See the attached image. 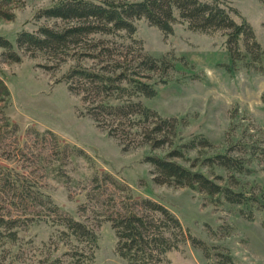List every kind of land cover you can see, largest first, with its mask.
<instances>
[{
	"label": "rangeland",
	"instance_id": "1",
	"mask_svg": "<svg viewBox=\"0 0 264 264\" xmlns=\"http://www.w3.org/2000/svg\"><path fill=\"white\" fill-rule=\"evenodd\" d=\"M232 1L251 22L264 48V0ZM51 2L0 0V36L9 38L22 56L19 63L5 60L0 47V165L28 177L63 210L96 227L100 248L90 264H128L115 253V233L105 220L109 206L90 181L95 169L112 172L137 196L163 202L195 235L233 254L237 264H264V71L260 63L247 66L243 60L230 73L223 66L229 58L219 33L193 31L177 23L174 33L165 36L145 19L136 22V37L143 41L145 52L166 57L173 64L168 82H158L157 95L142 97V101L163 116L184 118L179 128L184 139L203 135L211 141V147L190 156L200 154L204 159L228 153L243 159L249 169L245 173L222 167L201 169L219 184L253 198L245 204H232L187 186L157 184L145 158L151 153L164 155L165 149L152 151L145 146L124 151L117 139L87 115L81 97L61 80L73 62L47 70L43 65L48 61L42 54L33 57L17 46L20 30L54 23L53 19L36 18ZM159 77L158 73L155 79ZM5 117L18 126L17 131L7 125ZM34 129L54 131L64 142L81 147L92 161L70 156L64 168L70 178L51 174L48 169L57 152L49 140L37 138ZM9 199L4 196L1 209L11 208ZM19 204L24 207L25 200L14 204L13 213L22 211ZM21 237L15 264H41L40 260L61 255L68 247L59 243L55 228L40 219L23 230ZM63 257L68 264L67 256ZM206 263L203 250L188 243L183 250L172 252L167 264Z\"/></svg>",
	"mask_w": 264,
	"mask_h": 264
},
{
	"label": "trees",
	"instance_id": "2",
	"mask_svg": "<svg viewBox=\"0 0 264 264\" xmlns=\"http://www.w3.org/2000/svg\"><path fill=\"white\" fill-rule=\"evenodd\" d=\"M36 18L53 19L54 23L20 30L17 46L33 57L42 54L48 61L43 65L47 70H59L73 62L61 80L81 97L87 115L117 139L124 151L145 146L152 151L165 149L164 155L151 153L145 158L153 167L155 183L187 186L232 204H245L253 198L219 184L201 169L222 167L245 173L249 169L243 159L228 153L204 159L200 154L190 156L193 151L200 153L202 148L211 147V141L203 135L184 139L179 130L184 118L163 116L142 101V97L157 95L158 82H168L173 64L166 57L145 52L143 41L136 37V22L141 19L158 27L165 36L174 33L177 23L193 31L219 33L229 58L223 64L228 72L234 73L243 60L247 66L260 63L264 71V48L253 25L232 0H52L36 13ZM0 47L5 60L22 61L9 38L0 36ZM87 60L91 65L86 64ZM5 120L18 130L7 117ZM32 133L44 142L49 140L57 152V159L48 169L51 174L70 178L64 172L70 156L92 161L81 147L64 142L52 130L34 129ZM90 181L109 206L105 220L115 233V253L128 264H167L169 255L183 250L188 243L203 250L206 264H237L227 249L195 235L163 202L135 195L130 185L112 172L95 169ZM6 195L11 208L0 207V264H15L21 232L38 219L54 227L59 243L68 246L61 255L40 260L41 264H65L63 256H67L68 264L95 261L100 248L96 227L63 210L28 177L0 165V206L6 202ZM23 199L24 207L19 204L22 211L13 213L14 204Z\"/></svg>",
	"mask_w": 264,
	"mask_h": 264
}]
</instances>
